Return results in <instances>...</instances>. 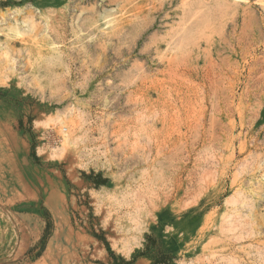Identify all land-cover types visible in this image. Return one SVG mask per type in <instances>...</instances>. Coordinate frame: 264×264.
Instances as JSON below:
<instances>
[{"label":"rangeland","instance_id":"1","mask_svg":"<svg viewBox=\"0 0 264 264\" xmlns=\"http://www.w3.org/2000/svg\"><path fill=\"white\" fill-rule=\"evenodd\" d=\"M104 17L113 23L105 27ZM46 23L60 35L46 37ZM210 57L218 68L216 88L188 89L183 72L207 68ZM169 66L178 76H170ZM147 100L150 112L193 107L195 118L186 122L194 129L213 125L220 144L218 134L233 130L232 163L226 167L231 151H225L213 166L212 187L197 197L215 204V217L231 195L252 200L258 206L249 220L264 226V0H0V264H181L188 219L208 212L176 213L185 197L175 192L169 198L175 214L152 226L150 200L139 184L153 171H139L136 162L148 149L135 132L145 125L162 140L170 133L174 147L191 133L183 124L136 123ZM177 158L193 171L194 157ZM117 169L126 191L113 186ZM198 182L183 190L198 193ZM104 189L123 205L104 199ZM130 190L144 197L136 199L140 206ZM46 193L54 199L47 201ZM134 204L144 227L136 242V221L123 216L136 212ZM260 232L264 236V228Z\"/></svg>","mask_w":264,"mask_h":264},{"label":"bare ground","instance_id":"2","mask_svg":"<svg viewBox=\"0 0 264 264\" xmlns=\"http://www.w3.org/2000/svg\"><path fill=\"white\" fill-rule=\"evenodd\" d=\"M25 17H27V16H25ZM28 17H29V15H28ZM29 19H30V17H29ZM29 19L26 18L23 20L28 21ZM103 19H104V26L105 27L109 26L113 23L112 19H106L105 17ZM29 21H31V20H29ZM23 23H25V22H23ZM34 25H36V24H34ZM39 26H42V25H39ZM32 27L33 26H31V28ZM40 29H42V28H40ZM44 33L46 34L45 35L46 37L47 36L51 37V35H52V37L53 36L58 37V34L60 35V33L57 29V26L51 25V23H46ZM49 44H50V48L52 51H54V50L58 51V49L56 48L57 46L53 43V41L50 40ZM37 56H38V54H37ZM52 57H54V55ZM54 60H56V59L54 58ZM204 63L207 64V66H206L207 68L202 67V69L200 68L198 71L196 69H188L187 70L188 72L186 74L183 72V77L188 83V84L187 83L186 84L189 85L187 87L188 89H191L195 85H197L196 90L200 89L201 91L206 90L205 88H207V90H208L212 86H213V88H216V87H214L216 84V78H217V77L215 78V74H216L215 72H217L216 69L218 70V68L216 67V61L213 60L212 57H210L207 60H205ZM171 66H169V68L166 67V70L168 71L170 76L172 75V77L175 78L176 75L178 76L177 69H176V67L173 68ZM195 67H197V66L195 65ZM232 71L233 70L231 69V72ZM234 73H236L235 70H234ZM196 77L200 78L201 81L198 83H195L194 78H196ZM169 81H171V80H169ZM157 85H156V87H157ZM173 85H171V88H173L172 87ZM167 87H168V85H167ZM167 87H165V88H167ZM160 88H161V86H160ZM161 89H163V88H161ZM160 91H162V90H160ZM165 91H163V92H165ZM157 93H160V92H157ZM202 93H204V92H202ZM141 94H140V96H141ZM136 101H137V99H136ZM149 101L147 100V102H145V104H143L141 107V109L145 108V111L144 110L143 111H144V113H146L147 117H143V111L142 110H141L142 113H140L141 116L137 112V110H136V112H134V113H138V115H139V117L136 119L137 122L135 121V118H134V121L136 123H140L141 125H143V123L146 124V121L144 119H147V121L154 120L155 122L157 121L160 124H162V127H166V126H164L165 124L168 126L174 125L175 129H177V126L180 128L179 125L183 124L186 128L187 133L188 132L191 133V135H189L188 139L185 137L187 139L184 141L185 143L183 142V144H177V145L175 144L176 146L174 147V146H172L173 141H172V137L170 136V133H169V135L165 136L166 140L165 139L162 140L160 137L161 136L160 133L157 134V133L152 132V134H148L150 132L145 131L147 129L144 127L145 125L141 126L139 128V130L137 132H135V133H137L136 136L138 137V140L140 137V142H141V136H143V138H145L144 140H146L147 148H146V146H143V145L141 146V144L139 145V143L138 144L136 143V145H139L141 147H145L146 150L148 149L147 152L144 151V154L142 157L143 159L140 161V163H139V161L136 162L137 166L139 167V171L142 173L146 172L148 170L153 171L152 174H149L151 177L148 178L147 180H145V177L147 174L146 175L143 174V176H144L143 179L145 181L139 184L140 187H142V189H146V191H145L146 194L143 195L144 197H146L145 200H150V205L146 206V208L149 207L148 208V210H149L148 214L151 217L150 221H152V226H154L156 224H160L161 223L160 220L162 217L172 218V216L175 214V212H173V213L171 212V209H173V207H171L172 205L169 203V198L171 196H173V193L176 192L175 194H181L182 197H185V200L182 203V205L177 206V208L180 207V210L177 211L176 213L184 211L185 209H186V211H190L192 208H201L202 211L204 210V211L208 212L207 213L208 215L205 214V216L204 215L201 216V214L200 215L196 214L197 216L195 215L192 217V219H188V221H187L188 223L185 221V223H187V225H186V231L183 233L187 235L185 237H187L188 240L186 243H184L185 245L182 246V248L180 250V255L182 258L181 264H264V236H261L262 232H260V230H263L264 226L254 222L251 219L249 220V215L256 212L255 208L258 205L254 204L252 202V200H251V202H248L247 200L242 201V200H240V197L238 195H236V196L231 195L230 197H228L225 200L223 208L221 209V214L219 216L215 217L214 216L215 213L211 214L212 211L215 210L214 209L215 204L208 205L207 203H202V204L199 203L200 202L199 201L200 198H198L200 196L199 193L205 194L204 191L207 190L208 187L213 185V182H214V181L212 182V180L214 179V177L212 176L214 174V173H212L213 166L218 165L217 163L223 158L222 156H223L225 151H231L230 152L231 153L230 158H227L228 160H226L227 161L226 167H229L233 161L232 156L234 154L233 151H235V149L233 148V142H234V136L232 133L233 130L231 129L229 134L226 131L225 132L221 131V133L218 134V135H220L221 138L224 137L223 138V144H220L219 141L215 138L216 133H215L214 127H212L213 125H209V128L206 127L205 125H203V126L199 125V126L195 127V129H194L193 128L195 126L194 124H193L194 125L193 126L190 123L186 122V121L189 122L190 117L195 118L194 116L193 117L191 116V115L195 114V110L193 107L191 108L189 106L191 109L188 107V109L183 110L181 108L178 109L176 106L170 104L171 107L169 106L170 107L169 109L165 108V110H152L150 112L151 106H149V103L151 101L150 102ZM155 102L153 105H155V107H156L157 105ZM144 105H146V107H144ZM162 105L165 106L166 104L165 105L162 104ZM133 108H134V106H133ZM139 109H140V107H139ZM125 112H127V111L125 110ZM213 112H214V108L212 107L211 113H212L213 118H215ZM123 113H124V111H123ZM131 114H132V112H131ZM197 114H198V112H197ZM197 114L195 116H197ZM118 116L120 118V115H118ZM121 118H123V117H121ZM196 118L198 119V117H196ZM54 119H56V118H54ZM211 120L214 121V119H211ZM53 121H55V120H53ZM62 121L65 122V118L64 119H56V122H62ZM87 121H88V119H87ZM118 121H121V124H122L123 121L128 123L130 120L126 121V120L119 119ZM134 121H132V122H134ZM132 122H129L130 125ZM152 123H154V122H152ZM195 123H196V121H195ZM135 126H136V124H135ZM169 128H165V129H169ZM130 129L132 130V128H130ZM127 131L129 133V129ZM164 132H165V130H164ZM194 133H195V135H193ZM164 134H162V136ZM177 135H179V134H177ZM177 135H174V136H177ZM177 137L179 139V136H177ZM238 137L241 138L239 140V143H238V152H242L246 148L244 138L241 135ZM178 139H177V141H179ZM180 141H182V140H180ZM133 143H135V141ZM179 145H181V146L179 147ZM137 153H138V155L141 156V152H137ZM182 153L187 154L188 160H190L191 158L194 157V159H193L194 161L191 164L192 169H193L192 172L186 168L187 164L182 165L183 162L180 163V159L177 158L178 155L179 154L181 155ZM203 154H204V156H203ZM201 155H202V157H204L202 161L200 160V159H202ZM195 158H197V160H195ZM134 159H136V158H134ZM185 160H183V161L186 162ZM120 162H122V160ZM126 162H128V161H126ZM117 163H119V162H117ZM132 163H135V162H132ZM113 164H115V163H113ZM121 164L122 163H119L118 166H120ZM129 164H130V162H129ZM236 164H234V167L236 166ZM123 166L125 168V165H123ZM132 166H134V165H132ZM115 167H116V165H115ZM117 168H119V167H117ZM214 169H215V167H214ZM5 170L6 171L8 170L7 165L5 166ZM128 170H130V169H128ZM176 170H178V171H176ZM123 171H124V169H123ZM215 171H216V169H215ZM117 173H118V169H117L116 173L111 175V178L113 181V186L115 189L123 187L124 191H126L125 187H128L129 185L127 184V186H125L124 183H122L123 182L122 179L124 176H122V174L118 175ZM133 173H134V171H133ZM137 173L135 172V174H137ZM142 173H140V174H142ZM7 175L10 176L11 180L14 179L11 174H7ZM123 175H124V173H123ZM183 175H186V176H184V177H186L185 179H183ZM235 175H237V174H235ZM140 177H141V175H140ZM215 177L217 178V175ZM126 179H128V178H125L124 180H126ZM234 179L235 178L233 176L232 177L233 185L235 182L237 183V181H235L237 179H235V180ZM195 180L199 181L198 185H197L198 193L188 191L186 188L183 190V188L185 187L186 184L190 185ZM136 183H137V181H136ZM210 183H212V184L210 185ZM233 185H232V187H233ZM214 186H216V185L214 184ZM159 187H160V189H158ZM214 188H212V189H214ZM219 188H220V186H219ZM157 189L159 190L158 192H157ZM112 191L115 192V190H112ZM130 191L131 192H129V196L134 195L135 200H133V201L139 205V203H138L139 201H137L136 199L138 198L139 200H142L141 198H144V197H142L141 194L134 192L135 190L134 191L130 190ZM158 193L159 194L161 193L160 198H158V196H157ZM43 196L45 197V199L47 201L54 199V197H52V195L50 196L47 193ZM103 197H104V199L107 198L111 203L113 202L112 205H114V204L115 205L116 204L123 205V201L120 200L118 195L115 196V195H113V193L109 194L106 192V190L103 192ZM123 197H125V196L123 195ZM127 198H129V197L127 196L126 199ZM115 202H117V203H115ZM251 203H253V204H251ZM129 204H130V202H129ZM119 205H118V207H119ZM134 205L137 206L136 204H134ZM127 206H128V204H127ZM122 207H120V209ZM146 208H144V209H146ZM207 208H209V210H206ZM128 210H130V209H128ZM133 211L132 212L131 211L125 212L123 216H126L127 218L130 217V218H132V221H136V224H135L136 226H134L135 227V230H134L135 234L134 233L132 234L131 232H129L128 229H126V230H128V233L132 234L133 241L136 242L138 240L137 235L141 233V229L144 227H141V224H139V223H141L139 221V220H141L139 218L141 215V212H140L141 210L139 211V208L137 206L136 212H133ZM115 215L117 216V213ZM118 218H120V217H118ZM120 219H122V218H120ZM252 219H253V216H252ZM130 220L131 219H129V221ZM118 221L119 220H117L116 222H118ZM129 221L127 220V222H129ZM127 224L129 225L130 222ZM181 224L184 227V222H182ZM118 226H117V228H118ZM121 227H123V226H121ZM129 227H131V226H129ZM120 229H122V228H120ZM117 230H119V229H117ZM132 232H133V230H132ZM179 247H181V244H179Z\"/></svg>","mask_w":264,"mask_h":264}]
</instances>
